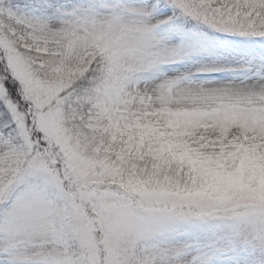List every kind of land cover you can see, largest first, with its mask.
<instances>
[{"label":"snow or ice","instance_id":"obj_1","mask_svg":"<svg viewBox=\"0 0 264 264\" xmlns=\"http://www.w3.org/2000/svg\"><path fill=\"white\" fill-rule=\"evenodd\" d=\"M0 264H264V0H0Z\"/></svg>","mask_w":264,"mask_h":264}]
</instances>
